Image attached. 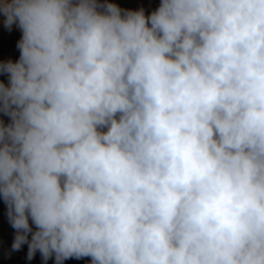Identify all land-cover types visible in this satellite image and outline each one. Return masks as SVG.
<instances>
[{
	"label": "clouds",
	"instance_id": "obj_1",
	"mask_svg": "<svg viewBox=\"0 0 264 264\" xmlns=\"http://www.w3.org/2000/svg\"><path fill=\"white\" fill-rule=\"evenodd\" d=\"M0 15L22 33L0 63L13 250L264 264V0H161L147 16L0 0Z\"/></svg>",
	"mask_w": 264,
	"mask_h": 264
},
{
	"label": "trees",
	"instance_id": "obj_2",
	"mask_svg": "<svg viewBox=\"0 0 264 264\" xmlns=\"http://www.w3.org/2000/svg\"><path fill=\"white\" fill-rule=\"evenodd\" d=\"M4 17H0V63L16 62L20 57V50L17 47L22 33L18 27L13 26L11 30L4 26ZM0 82L8 84V74L0 72ZM10 122H4L8 124ZM31 224V220L29 221ZM33 231L35 226L32 225ZM16 236V230L11 226L8 218V206L0 195V264H56L55 257H50L46 262L37 251L32 259L28 258V243L21 246L19 250H13L12 244ZM29 240L31 233H29ZM90 257L80 259L69 258L63 264H90Z\"/></svg>",
	"mask_w": 264,
	"mask_h": 264
},
{
	"label": "rangeland",
	"instance_id": "obj_3",
	"mask_svg": "<svg viewBox=\"0 0 264 264\" xmlns=\"http://www.w3.org/2000/svg\"><path fill=\"white\" fill-rule=\"evenodd\" d=\"M99 2L116 4L122 10L136 11L143 9L147 16L159 7L161 0H99ZM1 16L2 15H0V17ZM0 121L3 123L10 122V118L0 111Z\"/></svg>",
	"mask_w": 264,
	"mask_h": 264
}]
</instances>
